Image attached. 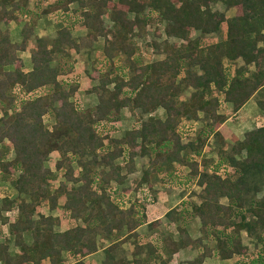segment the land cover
Wrapping results in <instances>:
<instances>
[{"label":"trees","instance_id":"1","mask_svg":"<svg viewBox=\"0 0 264 264\" xmlns=\"http://www.w3.org/2000/svg\"><path fill=\"white\" fill-rule=\"evenodd\" d=\"M44 1L34 0L28 9V0H0V178L7 176L14 192L0 198V225L7 226L18 249L9 253L0 243V264H68L71 259V264H94L82 259L98 247L99 264H169L179 250L195 252L185 264L233 257V264H264V125L228 148L213 132L219 139L217 160L200 157L212 128L224 121L221 103L235 114L255 93L264 97V0H62L44 15L69 12L70 24L57 25L53 38L34 36L31 44ZM216 4L234 14L226 18L211 9ZM22 16L27 23L19 29V42L12 43L5 27L20 24ZM152 21L163 25L164 40L146 46L163 58L142 64L130 40ZM75 23L85 30L77 40L70 35ZM221 25L222 39L200 43L218 34ZM98 37L100 54L87 77L95 81L87 92L95 104L83 108L74 102L79 87L69 60ZM27 50L25 72L19 54ZM237 59L242 65L229 72L228 64ZM256 105L264 119L263 100ZM158 109L162 118L154 114ZM122 111L133 123L113 138L114 124L126 120ZM197 120L205 130L181 144L185 125ZM51 153L57 155L53 170L62 179L55 188L45 167ZM136 158L146 165L130 190L125 186ZM153 184L178 189L181 196L195 186L196 203L181 200L163 214L165 224L158 230L160 221L147 223L145 216L155 196L148 203L138 200L152 194ZM131 192L135 197L125 200L124 208L122 197ZM57 209L68 222L63 231L53 230L60 219L51 213ZM8 212L14 213L11 222L2 216ZM193 220L195 238L188 230ZM142 225L149 235H137Z\"/></svg>","mask_w":264,"mask_h":264},{"label":"rangeland","instance_id":"2","mask_svg":"<svg viewBox=\"0 0 264 264\" xmlns=\"http://www.w3.org/2000/svg\"><path fill=\"white\" fill-rule=\"evenodd\" d=\"M61 2H62V0H45L42 3V5L39 9L40 10L39 14L42 17L40 18L41 20L38 21V23L35 25V28L33 29L34 34L32 36H30L29 40L31 41V44L33 42L32 40H33L34 36L53 38L57 25L66 26L67 24H70V22L73 19V15H71L69 12L63 14L61 11H59L60 9H57V10L55 9V10H52L51 12H47V14L44 15L45 9L48 6H51L53 9V7H55L56 4H60ZM27 3H28V9H31L34 5V0H28ZM68 9L69 10L73 9V6H69ZM211 9L214 11L223 13L226 18H229L234 14L233 9L225 10L223 8V6L218 5V4L213 5L211 7ZM23 23H27V18L22 16L21 17V23L18 24V26L21 27V25ZM13 26H15V23H9L5 28L8 31V27L13 28ZM102 26L104 29H108L109 23L106 19L102 20ZM162 26H163L162 24H158L156 21H154V22L152 21V22H150L149 25H147L145 27V29H144V31L140 37H135V38L130 40V42L134 45V48L136 50V54H137V56H138V58L142 64H147L149 62L151 63V62H154L157 60H161L163 58L162 55H157L156 52L154 51V49L146 46V44H149L151 41L161 43L164 40L162 33H161ZM0 27H1V29L4 28L3 26H0ZM71 29L72 30L70 32V35H71V38L73 40H77V38L83 37L85 34V30L81 28L79 23H75ZM224 33H225V27H224V25H221L220 31L218 34L202 37L200 39V43H202L204 45L207 43L216 42L219 39H222L224 37ZM8 35H9V32H8ZM16 35L18 36V31L16 32ZM107 38H109V36H107ZM166 41L168 43H176L177 42L174 39H167ZM102 42H103L102 37L101 38L98 37L95 40V42H93V44L90 45V47L88 49H83V50L79 51L78 54H71V59L69 60V63L72 65V72L70 71L71 72L70 76H73V78H75L74 82H78L77 84L79 87V90L76 92V95H75L77 100H75V101L73 100V101L77 102V104L83 108L88 107V106L92 107L95 104V98L93 97V95L91 96L90 94L87 93L89 91L90 87L95 84V81L94 80L91 81L87 77L90 74H92L91 69H90L91 61L94 58H96L98 56V54H100ZM26 53H28V52H26ZM22 58H23V60L27 58L25 53L22 54ZM121 61H122V59H121ZM227 64H225V65H227ZM27 65H29V62H27ZM228 65H230V66H228ZM228 65L227 66H228V69L230 72V71H232L233 68L241 66L242 63L239 59H237L234 63H230ZM248 70H251V67H249ZM66 75H69V74L66 73ZM93 76H96V72L93 73ZM214 95H216V94L214 93ZM186 97H187V93L184 92L183 98H186ZM258 100H263V102H264V97L260 96V94H258V93H255L243 105V108L241 109V111L238 112V114H240V115H238L237 117L234 116L233 112L231 111L232 108L229 104L221 103L220 106L218 107L219 108L218 112H220V114L224 116V121L222 122V124L215 125L212 128L211 133H210L211 135L209 134V136L207 137V140L205 141L204 146L201 150L200 157L203 156L204 159H208V160L210 159V160H212V162L217 160L216 159V156H217L216 151H217L218 143L216 142V140H219V139H216L215 137H213V135H212L213 132H218L220 134V136H221V139L219 140L220 143L224 147L228 148L234 142L241 141L242 136L246 131H250L254 128H257L260 125H264L263 115L261 114L260 109H258L257 105H256V102ZM154 114L156 117H159V118L163 117V113L160 109L156 110ZM122 115H124L126 120H124L121 123L117 122L116 124H114V126H113L114 129L111 130V131H113V134H112L113 138H119L120 135L125 130H127L130 127V125L133 123L132 118L129 117V115L126 111H122ZM198 118L200 119L201 115H199ZM203 127H204V125H203L202 120H197V121H192V123H187L184 127V131H182V133H181V144H183V145L186 144L188 135L191 136V139H192L194 134L197 133V131H199L201 129L205 130V128L203 129ZM54 162H55V155H51V154L46 158V162H45V167L48 168L50 170V172H52V177H51L52 180L49 181L50 182L49 186L52 188L57 187L59 182L62 181V179H60L58 177V175H56V173L53 170ZM140 164H143V163L139 162V165ZM3 176L4 177L0 178V198H2V197L12 198L14 196L13 189L10 186L9 182L7 181V179H8L7 176H5V175H3ZM135 178H137V176H135ZM135 181H136V179H134V177L129 176V180L127 181V185L125 186V188H129L131 190L133 188ZM154 192L155 191H153L152 194L147 192L146 193L147 196H146L145 200H142L140 197L138 198V200L140 199L141 201L148 203L149 202L148 200H151V196L152 195L155 196ZM197 192H198V189L195 186H192L190 194H194V195L191 196L190 194L189 195L185 194L183 201L187 202V203L188 202H195L196 203L197 199L195 197V194ZM134 197H135V194H133V192H131L128 195H124V197H122L123 198L122 201L123 200L124 201L125 200L131 201V200H133ZM155 197H157V194ZM178 198H181V197H178ZM124 201H123V207L127 208L129 203H127L128 201H125V202ZM59 202L62 203V199H59ZM222 202H224V201H222ZM145 203H142V204H145ZM160 208H161V205H157L155 203L149 204L145 208V215H147L149 218H151L150 220H152L153 217H151L150 212H152V210L154 212H155V210L157 212H161ZM40 212H42L43 214H46L44 209L41 210ZM58 213H59L58 210H56L54 215H57ZM2 214L1 215L3 217L7 216V218L9 219L10 222L13 220V214L14 213L8 212V213H2ZM196 228H197V220H193L192 222H190V224L188 226V230H189L192 238H195L197 235L196 234ZM8 238L9 237L7 234V226L6 225L5 226L0 225V243H5L7 245V247H8L7 251L9 253H17L18 249L13 246L12 240L8 239ZM28 238H27V236L25 237V241L27 243H29V241H30V239H28ZM241 241L245 246H247L249 252H252L251 242H250L249 238L244 236L243 233H241ZM128 247H129V245L127 246L126 244L123 247L125 249L124 252L126 253V255H125L126 257H129V255H128L129 249H127ZM100 250H101V248L98 247L97 251H100ZM101 253H103V252L101 251ZM101 253L98 252V254H100L99 255L100 257H102ZM193 253L195 256V252H193ZM93 258L94 257H91L90 260H92ZM233 258H235V260H237L236 257H233ZM191 259H192V257L189 258V260H191ZM235 260L232 259L233 262ZM187 262H189V261H183L180 264H185ZM147 264H150V263H147ZM210 264H229V263H227L225 261H219V260L212 259L210 261Z\"/></svg>","mask_w":264,"mask_h":264},{"label":"crops","instance_id":"3","mask_svg":"<svg viewBox=\"0 0 264 264\" xmlns=\"http://www.w3.org/2000/svg\"><path fill=\"white\" fill-rule=\"evenodd\" d=\"M19 29L20 27L18 25H15L13 26V28L11 27H8V32H9V37H10V40L12 43H18L19 42ZM18 31V36L16 35V32ZM13 36V37H12ZM28 52V50L26 51ZM26 52H22L19 54V59L22 63V68L23 70L26 72V71H29L30 69V62H29V57H28V53ZM26 54V59L23 60L22 58V54ZM27 62H29V65H27ZM92 96V95H91ZM88 107H91V106H88ZM243 108V106L234 114L235 117H237L238 115V112L241 111V109ZM51 155H55V161L57 159V155L55 153H51ZM139 162L140 163H143V164H140L139 165ZM135 171L128 175L127 177V180H129V176H132L134 177V179L138 180L139 177H140V170L141 168H143L145 165H146V161L144 159H140V158H136L135 161ZM144 165V166H143ZM135 176H137V178H135ZM133 179V178H132ZM152 190L155 191L154 194L156 196L157 194V197H155V204L157 205H161V212H157L155 210V212L152 210V212H150V215L151 217H153L152 220H150L151 218H149L147 215L146 216V219H147V223L149 222H153V221H160L161 223V226L158 228V230H162V226L165 224L164 220H163V214L169 210L170 208L174 207L175 205H177L181 200H183V198L185 196H181L179 194V191L178 189H173V190H170V191H166L165 188H162L161 186H159L158 184H153L152 186ZM178 197H181V198H178ZM171 199V200H170ZM57 204L60 206L62 203L59 202V200L57 201ZM46 214H43L45 216L49 215V213L47 212L46 209H44ZM58 210V209H57ZM56 211H54L52 214V216H56L58 217L60 220L58 222V224H56L55 226H53V230L54 231H63L68 222L66 221V219H64L62 216H61V213H60V210H58V214L57 215H54ZM159 214V215H158ZM144 228V229H143ZM136 233L137 235L139 236H147L149 235L148 232L146 231V227L145 225H142L140 227H138L136 229ZM102 249L100 251H96L95 253L91 254V255H88L86 257H84L82 260L83 262H86V263H94V264H99L100 261H102L103 259V253H101ZM101 253L102 254V257H100L98 254ZM103 252V251H102ZM194 251H185V250H179L175 255L174 257L172 258V260L169 262V264H180L181 262L183 261H190L189 258L192 257V259L194 258ZM65 256V255H64ZM63 256V258H64ZM187 256V257H186ZM91 257H94L92 260H90ZM186 257V258H185ZM97 258V259H96ZM64 259H67V257L65 256ZM191 259V260H192ZM233 260H235V258H232ZM232 259H229V260H225V262L229 263V264H233L234 262L232 261ZM212 259H206L203 261L202 264H210V261ZM67 261V260H66ZM90 261V262H89ZM236 261V260H235ZM73 261L71 259V261H69L68 264H71ZM67 263V262H66Z\"/></svg>","mask_w":264,"mask_h":264}]
</instances>
